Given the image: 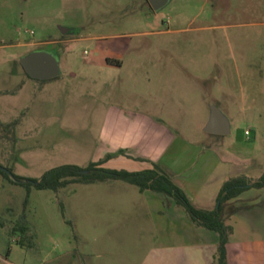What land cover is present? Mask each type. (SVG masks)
Segmentation results:
<instances>
[{"label": "rangeland", "instance_id": "obj_1", "mask_svg": "<svg viewBox=\"0 0 264 264\" xmlns=\"http://www.w3.org/2000/svg\"><path fill=\"white\" fill-rule=\"evenodd\" d=\"M35 50L56 54L62 73L29 77L20 59ZM0 91V166L17 175L40 179L61 165L105 160L103 115L119 107L148 112L185 150L200 151L185 157L197 183L254 182L264 173V0H170L158 12L147 0H0ZM211 107L230 121L229 135L204 131ZM125 152L105 166L142 167ZM0 179V254L13 264H143L160 239L151 208L164 202L149 205L155 194L136 186L114 180L54 192ZM188 192L197 207H215V198L197 202L199 189ZM232 205L240 210L226 225L239 224V237L251 240L243 264H264V243L245 235L264 236V189ZM23 216L29 248L10 235Z\"/></svg>", "mask_w": 264, "mask_h": 264}, {"label": "crops", "instance_id": "obj_2", "mask_svg": "<svg viewBox=\"0 0 264 264\" xmlns=\"http://www.w3.org/2000/svg\"><path fill=\"white\" fill-rule=\"evenodd\" d=\"M179 139L180 136L175 134L166 123L148 112H135L123 110L119 107H110L103 115L101 137L97 148L98 150L102 149V157H107L110 154L115 155L121 150L126 151V155L133 157L142 166L137 168L134 165L123 169L110 168L105 166V163L110 159L107 161L105 158V160H101L105 168L137 172L152 168L154 163L159 164L188 196L189 189L194 187L199 189V195H196L198 196V203H207L213 198L216 199L228 179L222 177L216 188H211L212 183L210 181L197 183L194 176L190 177L189 157L186 158L187 160H185V157H187V154H191L188 152H192L197 156L200 151L185 150L184 146L190 145L185 144V142L182 143V141L178 143ZM185 163L188 164L183 165ZM192 165L190 163V166ZM199 176L202 177L203 172ZM4 184L5 182L0 179L1 188ZM147 193L155 194L146 199L149 205H152L153 199H156L164 202L166 209L162 208L161 211L155 212L152 209L153 207L150 206L160 239L143 264H217L219 235L198 227L185 210L175 205L170 199L151 191L144 192V194ZM167 202L172 203L170 208H168ZM177 208H180V211ZM173 209L175 211H171ZM230 218L234 219L236 217L233 215ZM238 225L232 227L227 245L228 264H243V252L245 251L243 246L244 244L250 245L251 240L244 241L245 238L242 240L239 237ZM240 225L244 227V223H240ZM251 234L252 232L245 233L248 237L251 236V238L257 239L258 243L254 246L259 247L262 242L264 243V236L261 233ZM26 247L29 248V246ZM8 253H12V250H8ZM0 264L13 263L0 254Z\"/></svg>", "mask_w": 264, "mask_h": 264}, {"label": "trees", "instance_id": "obj_3", "mask_svg": "<svg viewBox=\"0 0 264 264\" xmlns=\"http://www.w3.org/2000/svg\"><path fill=\"white\" fill-rule=\"evenodd\" d=\"M0 94H3L0 92ZM121 150L115 155H108L106 160L124 153ZM12 175L0 170V174L10 183L19 184L30 190L35 186L39 190L59 192L75 184L106 183L109 181H122L136 186L141 193L151 191L170 199L175 205L181 207L198 226L219 235L220 241L217 248V264H228L227 245L232 228L226 225V220L235 215L240 208L232 205L244 192L251 189H264V173L256 181L250 182L244 177L227 180L222 186L213 209H203L194 205L186 192L179 187L172 177L159 165L153 164L150 169L131 172L103 167V162H92L83 168L78 165L66 164L47 171L40 179L27 178L15 174L7 168ZM27 204V202H26ZM29 225L25 216L21 218L10 230L11 237L18 236L17 244L26 247L25 239ZM32 247V246H29Z\"/></svg>", "mask_w": 264, "mask_h": 264}, {"label": "water", "instance_id": "obj_4", "mask_svg": "<svg viewBox=\"0 0 264 264\" xmlns=\"http://www.w3.org/2000/svg\"><path fill=\"white\" fill-rule=\"evenodd\" d=\"M152 9L156 12L164 9L170 0H148ZM63 34L66 29H61ZM20 63L29 77L36 80H51L58 77L61 73L60 60L53 52L45 50H35L23 56ZM204 131L211 135H229L231 133L230 121L216 107H211L209 121ZM0 170L12 175V173L0 166Z\"/></svg>", "mask_w": 264, "mask_h": 264}, {"label": "built area", "instance_id": "obj_5", "mask_svg": "<svg viewBox=\"0 0 264 264\" xmlns=\"http://www.w3.org/2000/svg\"><path fill=\"white\" fill-rule=\"evenodd\" d=\"M26 33H30V34H34V32L33 31H31V32H29V31H26ZM13 242H16V239H13Z\"/></svg>", "mask_w": 264, "mask_h": 264}, {"label": "flooded vegetation", "instance_id": "obj_6", "mask_svg": "<svg viewBox=\"0 0 264 264\" xmlns=\"http://www.w3.org/2000/svg\"><path fill=\"white\" fill-rule=\"evenodd\" d=\"M148 1V0H147ZM149 3V2H148ZM150 5V4H149ZM68 33V32H67Z\"/></svg>", "mask_w": 264, "mask_h": 264}]
</instances>
